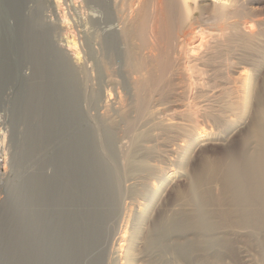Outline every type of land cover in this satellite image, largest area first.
Segmentation results:
<instances>
[{
  "label": "rangeland",
  "instance_id": "rangeland-1",
  "mask_svg": "<svg viewBox=\"0 0 264 264\" xmlns=\"http://www.w3.org/2000/svg\"><path fill=\"white\" fill-rule=\"evenodd\" d=\"M112 1L0 0V144L6 154V161L0 168V264H24L23 261L26 260L24 258H26L25 254L27 255V252H23L25 250L23 249V243L29 215L25 213L27 209L24 211V205L27 208L29 194L26 190V179L32 169L39 170L38 168H42L40 165L44 162L46 167L50 168H47L48 173L55 175V178L51 177L52 179H49L51 183L49 182L48 188L51 193L44 196L45 199L42 201L44 207L50 208L51 205L50 209L52 207L53 209L60 208L59 204L63 206L66 203V197H71L73 185L69 184V180L63 179L65 183L59 180L61 183L59 185L55 182L59 169L56 166L58 161H56V164L54 159L57 158L62 149L74 151V148H76V144H74V117L76 116V109L81 107L96 117L94 121L96 124L105 123V126L103 124L105 131L103 130V132L101 131L102 134L100 133L106 146V148H102V152H105L110 162L116 164V167H120V169L118 168L119 171H124V153L126 157V154L130 152L136 162L135 164H145V167L138 166L134 170H128L127 168L124 172L123 187L119 196L121 202L119 210L108 222L109 240L101 251L104 256H97L96 254L94 255L96 260H99L102 264H122L126 261L125 252L120 247L121 242L119 239L123 234H127L129 237L133 235L132 247H134L133 251L136 256L134 262L136 264H203L198 251L192 252V255L195 253V256L192 257L190 253L184 259V255H181L180 251V253L177 252L175 246L171 248L174 241L181 239L180 241L186 243L194 239L196 234L193 230L187 231L185 234H179L180 236L178 234L170 236V238H167L169 240L167 242L170 244L166 243V240H162V242L165 241L164 244L154 245L153 247L148 246V237L150 234L152 235L156 225L163 218L172 217L181 208L182 210L189 208L178 198L179 193L187 190L192 176L198 171L204 159L220 157L229 149L235 150L244 147V137L247 135L248 125L251 123L255 106L254 104L250 105L249 112L251 115L249 114L242 122L225 130L220 136L203 138L187 151H183L180 147V144H185L183 140L186 139L184 135L187 133L183 131L184 134L181 132L182 130L167 131L165 125H163L167 122V117L165 118L163 115L165 119L157 114L140 117L137 115L138 118L134 121V126L128 128L121 115L118 101L120 95L130 97L128 84H132L136 76L128 74L126 70L127 65L123 54L127 52L129 42L125 40V37H120L122 33L118 28L125 25L127 23H125L126 18L129 19V16L132 15V10H130L131 12L127 10H129L130 5L132 7L133 2V5H137V7L136 5L133 6L136 9L141 6L143 1L147 0H131L132 3L130 0H119L121 3L124 2L122 4L123 9H120L121 7L115 8L116 12L113 10ZM235 1L237 6L246 3L245 5L248 7H241L240 12L237 10V14L232 15L228 20L230 27L233 26L234 29L240 27L244 19L248 21L252 17L251 19L257 20L260 24L259 29H255L259 34L254 36L252 41H249L251 43H247V41L242 40L243 38H238L240 36L235 33L234 29L229 28L228 34L220 37H224V41L217 47L218 49L208 50L207 45L209 47L213 46L210 45L212 42L211 37L219 33L216 28L217 24H215L216 19H213L214 14L208 9H206L207 11L203 10L204 13L202 14L200 11L195 12L194 19L196 22L199 20L196 25L201 24V27L207 28L206 32H211L208 33L210 36L204 40L200 36V38L194 39L191 47H195L204 41L206 46L202 47L200 51L204 52L207 49L211 58L207 54L208 56L205 57V60L203 59L204 61L202 59L198 60L199 63L204 62V64L201 62L203 66L193 60V57L190 58V62L192 60L191 63H198L199 67L196 68L200 69L198 71L195 68L193 69L197 72L190 70L193 81L192 99H190L191 101L186 100L184 103L185 95L181 97L183 101L180 109H185L187 106V111L180 110L179 113L181 111L183 113L178 115L179 119L175 121L190 124L191 119L194 120L198 117L197 120L201 122L203 120L201 115L205 110H199H202L206 105L207 95L210 98L214 92L213 95L219 98L212 97L214 100L217 99L214 103L217 104L215 107L223 109L224 105H228L233 98L236 99L240 83L239 81L236 83L235 79L230 80L234 76H240L242 73L251 75L254 79V87L263 81L264 7L261 11L252 12L250 8L253 5L248 4L251 3V0ZM131 7L130 9H132ZM118 9L122 10L123 13ZM100 12L101 15L106 14V18L104 16L105 23H102L99 18V22L103 26L100 23L98 25V21H96V17L98 14L100 15ZM126 12H128V15ZM111 13L115 14L111 15ZM149 13L151 14V6H149ZM121 19L124 22L118 24L122 21ZM116 30L120 32L119 35ZM104 36H107L108 44L115 46L109 44L108 47L107 44H104L102 38ZM118 42L120 44L117 45ZM102 46L104 49L101 48ZM119 48H123V53ZM200 51L195 54H199ZM202 52L201 54H203ZM201 54H199V57ZM103 56L105 57L104 62L101 61ZM227 57L232 58V61H237L238 58V61L244 63L241 64V68L237 72L232 73L234 76L232 75L229 80L228 77L226 79V76H228L227 71L231 66ZM105 59L106 62L108 61L107 64L111 63L108 65L113 68V78L116 83L114 80L108 79L109 77L105 73L102 74L101 66L106 63ZM19 70H21L23 76L32 79L22 88L15 78V74ZM201 70H204V74ZM180 80L182 81V78L176 79L175 83L183 85ZM230 86H233L234 89L232 88V90ZM226 87L228 88L226 89ZM111 88L114 90L113 94H109L108 89ZM228 89H230V92ZM95 90L99 92L98 98L91 97L96 93ZM222 90L223 92L228 91L232 97L224 92L225 97L224 93L221 92ZM107 100L111 104V112L109 118L103 119L101 117V107L102 103ZM129 101L131 100L129 99ZM184 104H186L185 107H183ZM188 104L191 105L190 108L198 110L200 114L195 113V116L192 114L194 117H191L190 112H188ZM184 111L186 114H184ZM133 114L136 113H131L132 118H135ZM227 114H231V112ZM75 126H79L78 122L75 123ZM81 128H83V125ZM139 134H143V136L136 142L135 146H132V141H135ZM172 169L177 170V173H173L171 177H167L168 179L166 178L163 182L162 180L159 181L164 173L169 170L172 171ZM67 170L65 168L62 172L67 174ZM162 170L163 172H160ZM157 178L158 188H160L154 194L151 185ZM63 185L66 186L64 190L62 189L65 188ZM58 189L61 194L59 192L57 194ZM58 197L62 199L59 200ZM71 200L69 199L68 202L71 203ZM46 203L47 205H45ZM114 204L116 205V198ZM54 205L56 206L54 207ZM140 208H144V216H141ZM49 220L52 221L51 216H48L46 222L47 235L50 231H55V225L57 226ZM245 243L243 241L238 243L240 245L237 251V261L232 260L231 262L233 264H263V261L260 262L261 259H258L260 257L259 252L257 253L258 250ZM225 260L230 262L228 257Z\"/></svg>",
  "mask_w": 264,
  "mask_h": 264
},
{
  "label": "bare ground",
  "instance_id": "bare-ground-1",
  "mask_svg": "<svg viewBox=\"0 0 264 264\" xmlns=\"http://www.w3.org/2000/svg\"><path fill=\"white\" fill-rule=\"evenodd\" d=\"M235 2V0H147L143 1L141 6H138L136 9L135 7L133 8L136 5H133V2L132 7L130 5L129 10H127H132L134 13H132L133 16L130 14L132 17L129 16V19H127L128 12H126L127 15L125 18H127L125 23H127H123L125 24L122 25L123 28L119 25V28L122 29L118 28L123 34L120 37H125V40L129 42V45H127L129 48H126L127 52L125 51L126 53L123 54L125 55L124 59L127 65L126 70L128 74L136 76L132 84H128L130 97L127 98L124 95H120L118 101L121 115L128 128L134 126V121L138 116L163 115L165 118L167 117V122L165 124L163 123L167 131L174 132V130H182L181 132L184 131L187 133L185 134L183 132L186 137L183 140L185 144H180L181 149L187 151L192 145L203 138L220 136L225 130L242 122L250 114V105L254 104L255 106L251 123L248 125L247 135L244 137L243 146L245 148L229 149L220 157L204 159L198 171L192 176L187 190L179 193L178 198L189 208H186L187 210H182L181 208L172 217L163 218L156 225L152 235L150 234L148 237V246L153 247L154 245H161L165 242H162V240H166V243H169L167 242L169 241L167 238H170V236L185 234L187 231L193 230L196 234L194 239L186 243L180 241L181 239L177 241L172 239L174 244L171 245V248L175 246L177 252L180 251L181 255H184V259L190 253L192 255V252L198 251L201 257L200 259L203 261L201 263L203 264H226L224 261H229L225 260L227 257L230 259V262H228L230 264L232 260L237 261V251L240 245L238 243H242V241L258 250L257 253L259 252L260 256L258 259L260 258V262L263 261L264 264V79L254 87V79L251 75L242 73L240 76H234L232 73L237 72L241 68V64L244 63L238 61V58L237 61H232V58L227 57V60H230L228 63H230L231 68L228 67L230 69L227 71L228 76H226V79L228 77L229 80L233 75L234 77L230 80L235 79L236 83L238 81L240 83V86L238 85L236 99L233 98L228 105L226 104L227 106L224 105L223 109H217L215 107L217 104H214L217 99L214 100L212 98L215 96L213 95L214 92L210 98L207 95V103L204 105L206 109L203 107L202 110H199H205L203 111L204 113L202 112L203 114L201 116L203 120L201 122L197 120L198 117L194 118V120L191 119L190 124L175 121L179 119L178 115H182L183 113L184 108L180 109L183 101L181 97L185 95L184 103L186 100L189 101L192 99L193 81L190 70L195 68L198 71L200 69L196 68L197 66L199 67V64L202 65V61L199 63L198 60H205V57L209 55V49L216 50L221 42L224 41V37H220L228 34V29L233 27H230L228 20L232 15L235 16L234 14H237V10L239 11L241 7H248L245 5L246 3L237 6ZM111 3L114 6L113 10L119 7L123 9L122 4L124 2L121 3L119 0H113ZM248 4L253 5L250 8L252 12L261 11L264 7V0H251V3ZM149 6H151V14L149 13ZM206 9L214 14L213 19H216V22H214L217 24L216 28L219 33L211 37L212 42L210 45L212 44L213 46H206L204 41H202L199 45L191 47L194 39L201 37L204 40L210 36L208 33L211 31L206 32L207 28L204 29L201 27V24L196 25L199 20L196 22L194 19L196 11H200L202 14L204 13L202 12L203 10L207 11ZM101 12L96 17L98 25L100 23L99 18L103 23L104 16L106 15H101ZM251 18L248 21L245 19L243 22L240 21V27L232 28L240 36L236 37L243 38L242 40L247 41V43H251L249 41H252L254 36L259 34L255 29L260 24H258L257 20ZM122 22L124 21L122 20L118 24H122ZM236 25L234 26L236 27ZM119 31L116 30L118 35L120 34ZM102 38L104 40L103 43L107 44L108 47L112 45L110 43V45L108 44L107 36ZM133 42L136 43L134 44ZM113 43L115 44V41ZM118 44L120 43L118 42ZM103 46L101 47L102 49H104ZM205 46L208 50L206 49L204 52L200 51ZM119 49L122 51L123 48ZM199 51V54L201 52L203 53L200 57L199 54H195ZM104 52L103 54L105 56ZM104 56L103 60H101L102 62H104ZM192 57L199 64H195L196 62L191 63L192 60L190 62V58ZM210 61L209 63L211 64ZM107 62L101 66L102 74L105 73L109 77L108 79L113 81V68L112 66L110 68L109 65L111 63H108V65ZM202 63L204 64V62ZM204 70H201L203 74ZM181 78L182 81H180L183 85L177 82L175 83L176 79ZM235 81L233 80V82ZM112 84L114 83L112 82ZM230 87L231 89L233 88V86ZM95 91L96 93L91 96L92 98L99 97L98 90ZM108 91L109 94H113L114 90L111 88ZM228 91L224 92L230 94V91ZM119 93L121 92L119 91ZM215 97L218 98V96ZM102 104L101 117L105 119L110 116L111 104L108 100ZM189 106L191 107L188 104ZM186 107L184 110H186ZM190 107L188 112H190L191 117H194L195 113H199L198 110H193L194 108ZM180 110H182L181 113H179ZM75 112L76 116L74 120L79 125L76 127L74 123L75 130L73 129L76 148H74V151L62 149L59 154L57 153V158L54 159L55 162L58 161V164L56 162V166L59 169L55 182L59 185L60 181L64 182V180H69V184L73 185V193L71 195L73 201L71 197H66V203L63 206L59 204L60 208L53 209L52 207V210L50 209L51 205L50 208L44 207L42 204V201L45 199L44 196L51 193L48 188L49 179L51 177L55 178V175L50 172V174L48 173L47 168L49 167H46L44 162V166L41 164L40 166L42 168H38L39 170L37 171L34 170L35 168H31L32 170L28 173L26 179V190L29 194L27 208L24 205V211L27 209L25 213L29 215H27L29 220L27 223V231L24 235L25 239L22 237L24 239L23 249H25L23 252H27V255L25 254L26 258L23 257L26 259L23 261L24 264H102V262L96 260V256L94 255H103L101 251L109 240L108 222L116 214L115 212L119 210L118 208L121 203L119 196L123 187L124 172H126L127 168L128 170H134L138 166L142 167L145 165L143 162L140 165L135 164L136 162L133 160L132 154L129 152L125 157L124 153V171H119L120 167H116V164L107 159L105 152H102V148H106V146L100 133L101 131L103 132V124L105 126V123L100 122L96 124L94 122L96 117L83 110L82 107L76 109ZM133 112L136 113L135 115L133 114L135 118H132L131 113ZM228 112H231V114H227ZM163 116L162 118H164ZM82 125L83 128H81ZM162 128L164 127L162 126ZM84 133H86L85 138ZM142 136L143 134H139L136 140L132 141V146H135L136 142ZM65 168L68 169L67 174L62 172ZM173 169L172 171L169 170L164 173V176L160 177L159 181L162 180L163 182L167 177H171L177 171ZM160 172H163V170ZM157 180L158 178L151 185L154 194L160 188H158L159 184ZM64 187L62 188L63 190L66 189V186ZM58 192L59 189L57 190V194ZM59 193L61 194V192ZM115 198L116 205L114 204ZM69 199L71 203L68 202ZM35 201H40L41 203L38 202L37 204ZM139 210L142 216L144 208H140ZM48 216L52 217V221H49L54 222L58 227L55 225V231H50L47 235L46 222ZM119 241L121 242V249L125 252L126 261L122 264H136L134 262L136 260L134 259L136 258L133 251L134 247H132L133 235L129 237L127 234H123ZM165 247L168 248L169 246ZM194 254L192 257L195 256Z\"/></svg>",
  "mask_w": 264,
  "mask_h": 264
},
{
  "label": "water",
  "instance_id": "water-1",
  "mask_svg": "<svg viewBox=\"0 0 264 264\" xmlns=\"http://www.w3.org/2000/svg\"><path fill=\"white\" fill-rule=\"evenodd\" d=\"M15 78H16V81L20 84V87L21 88H22V86L28 84L30 80H32L29 77L23 76L21 70H19V71L16 72Z\"/></svg>",
  "mask_w": 264,
  "mask_h": 264
},
{
  "label": "built area",
  "instance_id": "built-area-1",
  "mask_svg": "<svg viewBox=\"0 0 264 264\" xmlns=\"http://www.w3.org/2000/svg\"><path fill=\"white\" fill-rule=\"evenodd\" d=\"M5 161H6V154L4 148L0 144V168L4 165Z\"/></svg>",
  "mask_w": 264,
  "mask_h": 264
}]
</instances>
